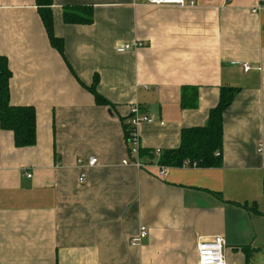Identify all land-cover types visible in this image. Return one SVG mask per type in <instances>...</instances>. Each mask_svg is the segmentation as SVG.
I'll return each instance as SVG.
<instances>
[{
  "label": "crops",
  "instance_id": "crops-1",
  "mask_svg": "<svg viewBox=\"0 0 264 264\" xmlns=\"http://www.w3.org/2000/svg\"><path fill=\"white\" fill-rule=\"evenodd\" d=\"M194 1L53 0L62 56L36 0H0L10 103L37 112L33 147L16 148L0 127V264H199V243L215 237L226 264H264V0ZM74 7L92 8L93 22L66 24ZM134 42L142 47L118 52ZM95 78L112 108L82 86ZM222 87L237 89L223 115L222 167L162 178L156 153L205 127ZM133 107L154 121L138 128L152 154L141 169L124 131ZM90 157L98 165L80 169ZM141 227L148 237L132 246Z\"/></svg>",
  "mask_w": 264,
  "mask_h": 264
},
{
  "label": "trees",
  "instance_id": "trees-1",
  "mask_svg": "<svg viewBox=\"0 0 264 264\" xmlns=\"http://www.w3.org/2000/svg\"><path fill=\"white\" fill-rule=\"evenodd\" d=\"M36 6L52 47L64 56V43L54 34L53 0H36ZM92 11V8H67L63 19L66 24L71 25L91 24ZM11 78L12 72L7 58L0 56V127L13 134L16 148L33 147L37 142V112L33 107L14 106L10 103ZM98 82V78H95L90 87L82 86L94 96L98 105L112 108V104L98 94ZM236 92V88L222 87L219 103L210 112L208 124L205 127L183 129L180 146L163 152L159 157V164L168 168H181L186 162L190 167L200 169L222 167L223 115ZM124 131L129 147L133 128L129 124L124 127ZM151 156V153L140 149L139 158Z\"/></svg>",
  "mask_w": 264,
  "mask_h": 264
},
{
  "label": "built area",
  "instance_id": "built-area-1",
  "mask_svg": "<svg viewBox=\"0 0 264 264\" xmlns=\"http://www.w3.org/2000/svg\"><path fill=\"white\" fill-rule=\"evenodd\" d=\"M135 4L146 3L154 7H177V8H194L197 6L194 0H133ZM254 13H257V10H254ZM142 47V43L134 42L132 44H128L125 46H121L118 48L119 53H126L132 50H136ZM251 68L249 65L244 66V70L247 72ZM154 121L147 117L146 115H142L139 107H133L131 109V119L130 125L133 128V138L129 142V155L134 157V161L132 165L138 169L145 167V165L141 164L139 158L140 151V140L138 137V128L142 124H153ZM163 125V124H162ZM261 151V150H260ZM158 156L161 155V152L158 151L156 153ZM125 165L129 164L128 160H124ZM79 168L84 170L85 168H92L98 165V159L95 157H90L87 159V162L80 158L78 160ZM161 166V165H160ZM184 166H189V163H184ZM160 175L162 178L166 176L168 167L161 166ZM31 175H28V178H31ZM86 180V174L82 173L80 175V183L84 184ZM148 237V230L146 227H141L139 230V234L135 237L131 244L132 246H140L143 241H145ZM226 246V242L222 237H215L211 240L201 241L198 245V255H199V264H226L224 257V249Z\"/></svg>",
  "mask_w": 264,
  "mask_h": 264
}]
</instances>
